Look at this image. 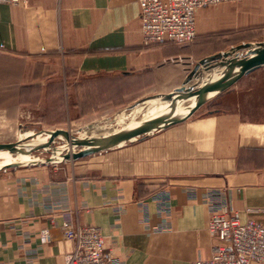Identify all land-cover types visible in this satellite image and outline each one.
Here are the masks:
<instances>
[{"label": "crops", "instance_id": "1", "mask_svg": "<svg viewBox=\"0 0 264 264\" xmlns=\"http://www.w3.org/2000/svg\"><path fill=\"white\" fill-rule=\"evenodd\" d=\"M141 25L138 0L0 4V91L63 92L56 107L70 122L79 116L73 110L170 93L197 62L221 52L148 44ZM263 71L134 142L56 166L0 170V264H67L74 243L66 224L99 227L121 264L210 258L218 238L208 224L222 209L264 224V119L244 112L249 100H229L250 93L243 79Z\"/></svg>", "mask_w": 264, "mask_h": 264}, {"label": "rangeland", "instance_id": "2", "mask_svg": "<svg viewBox=\"0 0 264 264\" xmlns=\"http://www.w3.org/2000/svg\"><path fill=\"white\" fill-rule=\"evenodd\" d=\"M258 1L262 0H252L255 3ZM245 2L246 0L220 3L200 9L203 13L196 19L198 31H196L197 36L193 43L196 42L202 49L213 53L226 51L245 42L264 41V2L252 7ZM256 77L243 79L253 86L254 89L250 93L230 95L229 100L232 98L233 103L249 100L250 103L245 105L244 112L249 113L252 119H264V71ZM27 89L29 92H22L19 95L0 91V143L17 141L19 134L28 129L41 131L63 128L72 130L71 132L74 133V131L85 130L90 126L97 128L119 117L128 111L125 110L127 107L135 103L129 102V106L117 109L81 108L73 110L75 113L78 112L79 116H71L70 122H67L69 118L67 112L56 107L62 104L65 93L44 92L43 90L33 92L30 88H26V91ZM58 164L47 165L56 166Z\"/></svg>", "mask_w": 264, "mask_h": 264}, {"label": "water", "instance_id": "3", "mask_svg": "<svg viewBox=\"0 0 264 264\" xmlns=\"http://www.w3.org/2000/svg\"><path fill=\"white\" fill-rule=\"evenodd\" d=\"M263 66L264 41L245 42L201 59L189 71L182 85L172 92L146 96L125 109L137 108L148 101H153L155 105H167L166 108L143 122L131 124L116 132L98 133L85 138L74 136L72 130L57 128L49 131L51 136L47 142L27 143L18 139L0 143V151H6L12 155H33L38 151L50 149L49 152L53 153V158L42 159L35 164L78 160L107 151L185 121L208 101L236 84L242 77ZM59 136L64 137L68 144V148L62 153L55 148H50L55 138ZM80 146L84 148L75 151ZM17 166L22 164H13L9 167Z\"/></svg>", "mask_w": 264, "mask_h": 264}, {"label": "built area", "instance_id": "4", "mask_svg": "<svg viewBox=\"0 0 264 264\" xmlns=\"http://www.w3.org/2000/svg\"><path fill=\"white\" fill-rule=\"evenodd\" d=\"M32 0H0V4L27 5ZM241 0H138L141 31L146 43H189L197 36V11L220 3ZM208 229L218 238L210 258L191 264H264V224L254 218L242 220L227 209L211 215ZM65 235L74 243L67 264H121L105 248L101 229L93 225H65ZM50 238L44 232L43 239Z\"/></svg>", "mask_w": 264, "mask_h": 264}, {"label": "bare ground", "instance_id": "5", "mask_svg": "<svg viewBox=\"0 0 264 264\" xmlns=\"http://www.w3.org/2000/svg\"><path fill=\"white\" fill-rule=\"evenodd\" d=\"M187 103H185L186 105ZM184 105V106H185ZM166 104H157L155 105L153 101H148L143 103L141 106L137 108L130 109L124 113H122L119 117L114 118L108 123H103V126L95 127L90 126L85 130L78 131V135H74L78 138H85L87 136L98 134V133H112L119 130H122L131 124L143 122L150 117L154 116L164 108H166ZM50 130L43 129L42 131H37L33 129H28L25 132H21L19 134L18 139L22 140L23 142H47L50 139ZM55 148L59 151V153L64 152V149L68 148L67 141L64 137L59 136L55 138L52 146L50 147ZM84 147L80 146L75 149V151H80ZM50 149H45L34 153L33 155H12L6 151H0V170H5L7 168H11L9 166L13 164H22V165H31L40 162L42 159H50L53 158V153L49 152ZM71 151L73 149L71 148ZM54 164V163H52Z\"/></svg>", "mask_w": 264, "mask_h": 264}, {"label": "trees", "instance_id": "6", "mask_svg": "<svg viewBox=\"0 0 264 264\" xmlns=\"http://www.w3.org/2000/svg\"><path fill=\"white\" fill-rule=\"evenodd\" d=\"M191 43H193V42H189V43H179V44H191Z\"/></svg>", "mask_w": 264, "mask_h": 264}]
</instances>
